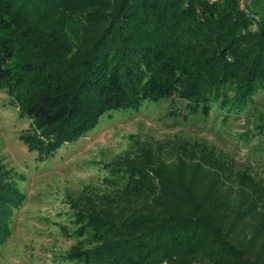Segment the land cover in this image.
Listing matches in <instances>:
<instances>
[{
    "label": "trees",
    "instance_id": "obj_1",
    "mask_svg": "<svg viewBox=\"0 0 264 264\" xmlns=\"http://www.w3.org/2000/svg\"><path fill=\"white\" fill-rule=\"evenodd\" d=\"M19 49L28 59L41 51L48 67L24 108L48 138L38 150L50 153L105 111L171 97L207 110L229 91L238 100L264 91V0H0V59ZM149 171L159 179L151 203L120 221L91 218L97 246L81 254L85 264H264L263 186L234 203L232 185ZM6 186L0 179L2 223L20 197ZM247 200L261 225L241 213Z\"/></svg>",
    "mask_w": 264,
    "mask_h": 264
},
{
    "label": "rangeland",
    "instance_id": "obj_2",
    "mask_svg": "<svg viewBox=\"0 0 264 264\" xmlns=\"http://www.w3.org/2000/svg\"><path fill=\"white\" fill-rule=\"evenodd\" d=\"M19 50L0 59V179L20 195L0 222V264H85L81 254L97 246L91 218L120 221L145 206L159 187L151 168L200 188L232 185L234 203L251 184L264 187V91L246 100L229 91L224 105L196 111L179 97L143 100L103 112L92 129L46 153L38 149L48 138L24 107L48 67L41 51L28 59ZM240 207L261 225L250 200Z\"/></svg>",
    "mask_w": 264,
    "mask_h": 264
},
{
    "label": "built area",
    "instance_id": "obj_3",
    "mask_svg": "<svg viewBox=\"0 0 264 264\" xmlns=\"http://www.w3.org/2000/svg\"><path fill=\"white\" fill-rule=\"evenodd\" d=\"M208 1H209V2H215V1H217V0H208ZM244 1H245V0H239V2H240L241 5H243Z\"/></svg>",
    "mask_w": 264,
    "mask_h": 264
}]
</instances>
